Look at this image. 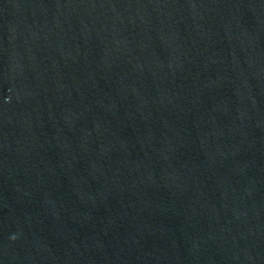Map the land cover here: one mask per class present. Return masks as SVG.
<instances>
[{
  "label": "water",
  "instance_id": "1",
  "mask_svg": "<svg viewBox=\"0 0 264 264\" xmlns=\"http://www.w3.org/2000/svg\"><path fill=\"white\" fill-rule=\"evenodd\" d=\"M0 264H264V0H0Z\"/></svg>",
  "mask_w": 264,
  "mask_h": 264
}]
</instances>
